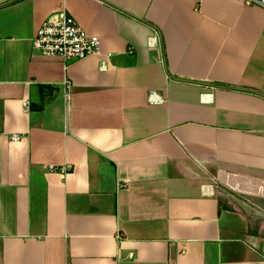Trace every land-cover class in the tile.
<instances>
[{"label": "crops", "instance_id": "1", "mask_svg": "<svg viewBox=\"0 0 264 264\" xmlns=\"http://www.w3.org/2000/svg\"><path fill=\"white\" fill-rule=\"evenodd\" d=\"M63 9L100 55L33 51ZM0 264H264V9L0 0Z\"/></svg>", "mask_w": 264, "mask_h": 264}, {"label": "built area", "instance_id": "2", "mask_svg": "<svg viewBox=\"0 0 264 264\" xmlns=\"http://www.w3.org/2000/svg\"><path fill=\"white\" fill-rule=\"evenodd\" d=\"M248 5L264 9V0H244ZM33 51L48 58H58L64 62L82 60L90 55L101 54V39L88 33L68 12L63 9L51 15L38 29L32 39ZM69 87V84L67 83ZM69 98V94H66ZM29 101L23 102L25 110L29 109ZM20 139L13 135L12 140ZM51 171L66 173L70 166L57 167L50 165Z\"/></svg>", "mask_w": 264, "mask_h": 264}]
</instances>
